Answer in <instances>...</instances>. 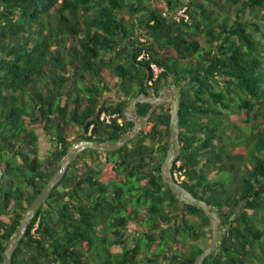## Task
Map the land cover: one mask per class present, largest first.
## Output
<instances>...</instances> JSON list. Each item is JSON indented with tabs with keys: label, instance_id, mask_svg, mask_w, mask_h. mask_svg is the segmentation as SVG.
I'll use <instances>...</instances> for the list:
<instances>
[{
	"label": "trees",
	"instance_id": "trees-1",
	"mask_svg": "<svg viewBox=\"0 0 264 264\" xmlns=\"http://www.w3.org/2000/svg\"><path fill=\"white\" fill-rule=\"evenodd\" d=\"M143 50L151 58L139 61ZM166 83L181 89L173 172L222 218L203 264H264V0H0V264L69 148L118 141L134 127L125 107ZM104 91L120 99L101 104ZM171 113L160 104L120 150L76 157L11 264H194L212 223L163 179ZM38 128L54 145L42 159ZM140 218L145 233L129 245L123 230Z\"/></svg>",
	"mask_w": 264,
	"mask_h": 264
},
{
	"label": "water",
	"instance_id": "water-1",
	"mask_svg": "<svg viewBox=\"0 0 264 264\" xmlns=\"http://www.w3.org/2000/svg\"><path fill=\"white\" fill-rule=\"evenodd\" d=\"M180 99H181V89L175 84H169L159 91L158 94L147 95L141 93L139 96L131 100L130 104L125 107L124 115L129 121L134 123V127L129 132L125 133L118 141L116 142H98L90 139H83L75 144H73L66 156L61 161V166L57 172L49 179L46 183L43 191L38 195V197L33 201L29 206L28 210L25 213L22 224L18 232L11 238L8 243L5 253H4V264H11L13 253L24 237L28 224L33 220L35 214L39 211L43 203L48 199L51 194V191L54 187L61 181L64 177L67 169L69 168L71 162L76 158L81 152L87 149H93L103 152H112L120 150L124 147L130 140L137 137L141 129L148 123L152 113L157 109L160 104H171L172 113L170 118L169 130V148L166 154V157L162 164V176L164 181L171 188L173 193L182 201L189 202L191 204L197 205L205 211L208 218L212 223V236L211 243L207 248L200 253L194 264H203L204 260L214 251L219 248L220 245V231L219 227L222 223V218L216 207H212L207 201L196 197L189 189L183 186L173 175V165L178 157L182 153V144L180 140ZM139 103H150L152 105L150 112L147 116L143 117L138 114V104ZM2 163V151L0 145V181L2 180L4 171L1 167Z\"/></svg>",
	"mask_w": 264,
	"mask_h": 264
},
{
	"label": "flooded vegetation",
	"instance_id": "flooded-vegetation-1",
	"mask_svg": "<svg viewBox=\"0 0 264 264\" xmlns=\"http://www.w3.org/2000/svg\"><path fill=\"white\" fill-rule=\"evenodd\" d=\"M169 84H171V83H166L165 85H163V86H161V88H163V87H165V86H167V85H169ZM161 88L159 89V91L161 90ZM159 91H158V93H159ZM153 93L154 94H156L154 91H153ZM152 93V94H153ZM43 129V128H42ZM44 130V129H43ZM45 131V130H44ZM46 133V132H45ZM51 143H52V141H51ZM76 143V142H75ZM74 143V144H75ZM52 147H54V145H53V143H52ZM53 149V148H52ZM51 150V149H50ZM49 150V151H50ZM88 150V149H87ZM86 151V150H85ZM84 152V151H83ZM83 152H81L80 154H82ZM49 153V152H48ZM40 154V153H39ZM79 154V155H80ZM78 155V156H79ZM47 156V155H46ZM46 156H41V154H40V158L42 159V158H44V157H46ZM77 156V157H78ZM75 159V158H74ZM83 160L84 161H86V163H91L92 161L90 160V159H88L87 158V156L85 157L84 156V158H83ZM2 162H3V159H2ZM73 162V161H72ZM71 162V163H72ZM92 164H94V163H92ZM1 167H2V163H1ZM75 166H73V168H74ZM95 167H96V165H95ZM3 168V167H2ZM19 168H20V165H19V162L17 163V169L19 170ZM80 169L76 172L77 173V175H76V177H77V179H76V184H80L82 187L84 186L83 185V183H82V179L86 176V170L82 167H79ZM72 169V168H71ZM68 170V169H67ZM4 171V170H3ZM67 172V171H66ZM3 178V177H2ZM102 178H104V177H102ZM59 184V183H58ZM52 192V191H51ZM47 200H54V198L53 199H51L50 198V196L48 197V199ZM47 200L43 203V205L40 207V209L43 207V206H45V207H48L49 205H47ZM39 209V210H40ZM146 218L144 219V218H140L139 220H136L135 222H136V224L139 226V228H136V227H134V226H131V225H129V226H127V229L126 230H123L124 232H125V234H126V236H128L129 238H128V241L130 240V238H134V240L137 238V237H141V236H143L144 235V233H145V229H142V224L140 223L141 221H144V222H146ZM144 225H146V224H144ZM145 228V227H144ZM96 233H98V234H100V235H106L107 233H106V229H105V225H103V224H99L98 225V227L96 228ZM136 241V240H135ZM130 244H132L131 243V241H129V245ZM116 248L117 247H115V246H112L111 248H110V252H114V251H116ZM120 250H118V252H122V248L119 246L118 247Z\"/></svg>",
	"mask_w": 264,
	"mask_h": 264
},
{
	"label": "built area",
	"instance_id": "built-area-1",
	"mask_svg": "<svg viewBox=\"0 0 264 264\" xmlns=\"http://www.w3.org/2000/svg\"><path fill=\"white\" fill-rule=\"evenodd\" d=\"M181 13H182V11L179 14H181ZM150 58H151L150 53L147 50H143V52L138 56L139 61L140 60H149ZM150 67H151L155 77H157L163 70L160 66H158V64L156 62H153V61L150 62ZM100 119L103 122H106L108 124L113 123L114 120H116L121 125L124 124L123 118L117 112L111 113V112L104 111L101 114ZM90 134H91V130H90ZM180 163H181V161H177L178 165H180ZM180 174H181V172L177 169L175 170V172H173L174 177L178 181H179Z\"/></svg>",
	"mask_w": 264,
	"mask_h": 264
},
{
	"label": "rangeland",
	"instance_id": "rangeland-1",
	"mask_svg": "<svg viewBox=\"0 0 264 264\" xmlns=\"http://www.w3.org/2000/svg\"><path fill=\"white\" fill-rule=\"evenodd\" d=\"M127 47H130V46H127ZM37 133L40 138V141H39L40 142V154L41 156H46L49 150L53 148L51 140L49 139V136L45 133V131L42 128H38ZM129 241H131V243L134 242V238H130ZM210 243H211V238L210 239L205 238L204 240L199 241V244L204 245V246H208ZM116 250H120V249L117 247Z\"/></svg>",
	"mask_w": 264,
	"mask_h": 264
},
{
	"label": "crops",
	"instance_id": "crops-1",
	"mask_svg": "<svg viewBox=\"0 0 264 264\" xmlns=\"http://www.w3.org/2000/svg\"><path fill=\"white\" fill-rule=\"evenodd\" d=\"M120 99V95L118 92H109L104 91L103 96L101 98V104L105 103L106 101L115 102Z\"/></svg>",
	"mask_w": 264,
	"mask_h": 264
}]
</instances>
